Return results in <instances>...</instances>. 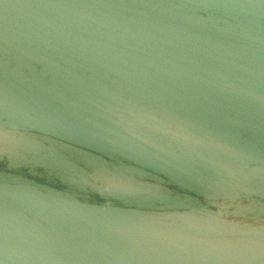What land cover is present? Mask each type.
I'll return each instance as SVG.
<instances>
[{
    "label": "water",
    "instance_id": "95a60500",
    "mask_svg": "<svg viewBox=\"0 0 264 264\" xmlns=\"http://www.w3.org/2000/svg\"><path fill=\"white\" fill-rule=\"evenodd\" d=\"M0 264H264V0H0Z\"/></svg>",
    "mask_w": 264,
    "mask_h": 264
}]
</instances>
